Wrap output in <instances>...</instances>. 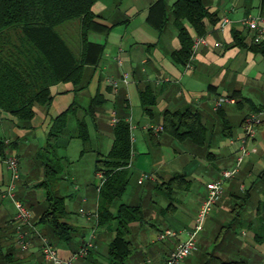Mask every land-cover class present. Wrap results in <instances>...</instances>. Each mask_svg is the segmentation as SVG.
<instances>
[{"label":"crops","instance_id":"0c3cea01","mask_svg":"<svg viewBox=\"0 0 264 264\" xmlns=\"http://www.w3.org/2000/svg\"><path fill=\"white\" fill-rule=\"evenodd\" d=\"M177 1L98 0L92 7L94 19L85 58L79 27L64 36L77 57L84 59L80 85L51 86V104L34 106L30 123L0 110V141L7 144L0 156L2 264H51L44 259L35 235H27L25 245L18 243L16 209L12 200L3 198L10 183L3 162L8 156L19 160L16 199L32 212L34 225L59 257L70 260L92 239L95 249L73 264L109 263V245L116 232L114 223L99 225L96 161L109 154L118 122L130 128L128 170L130 183L135 178L138 187L129 189V183L111 211L115 213L125 204L139 206L144 213L142 223L130 225L126 239L133 250L123 264H165L175 245L187 239L207 197V184L219 180L239 156L244 120L264 110V53L251 50L260 44L264 47V40L255 44L253 33L243 25L248 16H264V0H203L215 19L207 21L203 36L186 20L180 21L193 40L192 50L195 48L188 66L176 59L181 50L173 14ZM220 98L231 102L214 110L213 104ZM72 106L75 114L57 142L62 171L51 186L65 199L66 215L61 222L73 228L67 242L36 223L48 207L42 155L46 137L55 118ZM166 112L196 114L204 128L203 143L173 137L164 129ZM79 121L86 124L89 135L88 151L83 155L84 145L76 137ZM248 150L237 177L224 185L196 250L181 264H264V242L255 239L264 220V116ZM142 174L151 179L139 184ZM175 175H182L190 187L166 195L162 185ZM164 230L178 235L159 240L158 234ZM134 233L142 241L141 251L130 240Z\"/></svg>","mask_w":264,"mask_h":264},{"label":"trees","instance_id":"16d2710c","mask_svg":"<svg viewBox=\"0 0 264 264\" xmlns=\"http://www.w3.org/2000/svg\"><path fill=\"white\" fill-rule=\"evenodd\" d=\"M97 1L0 0L1 111L10 113L19 122L30 123L35 114L34 106L48 107L51 104V86L66 82L75 87L80 85L84 59L78 58L65 40L63 29L72 23L78 24L83 45L82 57L85 58L90 48L87 37L94 19L92 7ZM173 14L181 42V50L176 59L186 65L192 54L193 40L180 21L186 20L199 36H203L207 23L215 22V19L209 16L203 0H179L173 6ZM239 44L242 45L241 42ZM263 49L261 44L251 47L254 52L261 50L264 53ZM145 108L148 110L147 106ZM75 109L72 106L55 118L46 137L42 155L46 177L43 185L47 190L48 207L36 223L50 228L57 237H63L67 242L71 240L73 228L61 222L66 215L65 199L59 197L51 186L62 171L61 158L57 156V142L63 135L69 118L75 114ZM164 129L178 139L188 138L196 144L203 143L204 128L196 114L166 112ZM113 132L114 141L109 154L96 161L97 173H102L104 177V182L98 189V221L99 225L114 223L116 235L109 245L108 264H123L133 250L131 242L126 239L131 231L130 225L142 223L144 213L139 206L125 204H120L115 213L111 211L126 192L131 178L128 170L131 160L129 125L118 122ZM76 137L84 145L81 151L83 155L88 151L89 135L86 124L81 121L78 122ZM6 145L4 141H0V156H4ZM183 181L182 175H175L162 185V189L166 191V195L188 190L189 184ZM262 227V232L255 238L259 243L264 242V220Z\"/></svg>","mask_w":264,"mask_h":264},{"label":"built area","instance_id":"2783aa9c","mask_svg":"<svg viewBox=\"0 0 264 264\" xmlns=\"http://www.w3.org/2000/svg\"><path fill=\"white\" fill-rule=\"evenodd\" d=\"M243 25L246 31L253 33L255 44H259L264 40L263 15L248 16L244 19ZM199 42L204 43V40L199 39ZM194 52L195 48H193L192 50V54L189 62L187 63V66L192 61ZM227 102H231V100L227 98H220L214 102L213 109L218 110L222 104ZM263 116L264 110L253 113L244 120V135L240 144L239 156L237 157L234 166L223 171L219 180L207 184V197L198 210L194 227L190 230V232L188 233V237L184 242H179L175 245L174 250L166 259L165 264H181L184 259L190 256L196 250L198 238L203 231L204 224L211 214V211L214 208L215 204L220 199L224 190L225 183L237 176L242 164L244 163L246 157L249 155L248 145L254 138L257 126L262 123ZM0 160L2 161L1 158ZM3 162L10 172V183L7 187V190L3 193V198L10 199L14 203L16 209L14 220L17 223L16 231L18 243L21 245H25V237L29 234L35 235L41 242V253L44 259L51 264H73L74 261L87 257L91 253V251L95 249V244L92 239L84 242L72 255L70 260L66 261L59 257L57 250L53 247L48 238L44 236L34 225L32 212L28 208H26L22 202L16 199L15 193L17 189V182L20 179L18 158L16 156H8L3 159ZM97 175L99 178L100 188L104 182V177L102 173H97ZM150 179L151 176L149 174H142L138 180V183L142 184ZM81 213H84L83 210H81ZM177 235L178 234L173 230H164L163 232L158 234V239L166 240L169 238H176Z\"/></svg>","mask_w":264,"mask_h":264},{"label":"rangeland","instance_id":"374dc122","mask_svg":"<svg viewBox=\"0 0 264 264\" xmlns=\"http://www.w3.org/2000/svg\"><path fill=\"white\" fill-rule=\"evenodd\" d=\"M78 28V24L77 23H72L71 25H69L68 27L66 26L65 30L63 29V35L65 36L66 34H71L72 32H74L76 29ZM62 31V30H61ZM137 188V184L135 183V178H132V181L130 183L129 189L130 188ZM9 200V199H6ZM130 240H132L133 245H134V249L137 251H141V245L140 243L142 241L139 240V238L137 237V235L134 233L133 235L130 236ZM0 245L2 246V226H0ZM143 245H146L145 242H143ZM2 248H0V257L2 255ZM0 264H2V261H0Z\"/></svg>","mask_w":264,"mask_h":264}]
</instances>
